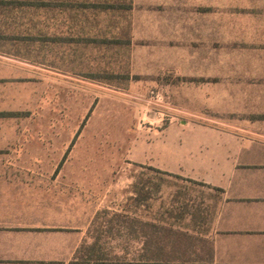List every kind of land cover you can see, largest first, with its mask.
Listing matches in <instances>:
<instances>
[{
  "label": "rangeland",
  "instance_id": "1",
  "mask_svg": "<svg viewBox=\"0 0 264 264\" xmlns=\"http://www.w3.org/2000/svg\"><path fill=\"white\" fill-rule=\"evenodd\" d=\"M179 121L264 134V0H0V129L25 149L5 156L85 193L89 256H137L142 146Z\"/></svg>",
  "mask_w": 264,
  "mask_h": 264
},
{
  "label": "crops",
  "instance_id": "2",
  "mask_svg": "<svg viewBox=\"0 0 264 264\" xmlns=\"http://www.w3.org/2000/svg\"><path fill=\"white\" fill-rule=\"evenodd\" d=\"M14 137L0 129V264H264V134L253 127L171 122L143 144L159 184L157 207L144 187L140 259L129 243L125 257H87L93 203L52 163L6 157L25 151Z\"/></svg>",
  "mask_w": 264,
  "mask_h": 264
},
{
  "label": "trees",
  "instance_id": "3",
  "mask_svg": "<svg viewBox=\"0 0 264 264\" xmlns=\"http://www.w3.org/2000/svg\"><path fill=\"white\" fill-rule=\"evenodd\" d=\"M36 1V0H35ZM38 1H43V0H38ZM47 1V0H46ZM134 201L136 202V204L137 205H139L140 203H139V200H136V199H134ZM136 205V206H137ZM114 219H116V221L118 222V223H126L127 221H125V220H127V217H126V215H124V214H122V213H116V214H114ZM131 220V223H138V224H140L141 222L139 221V220H137V218H132V219H130ZM154 227L155 229H156V226L155 225H153V224H150L149 223V227ZM103 232V231H102ZM104 233L105 234H107L108 235V232L107 231H104ZM127 236H128V239H131V240H134V241H137V242H141L142 241V238H143V234H142V229L141 230H136V229H131V231H129V232H127ZM152 238V234H150V235H148V239L149 240H152L151 239ZM97 242H99V235L96 237V238H94V241H93V244L90 246V247H88V250H87V257H92V256H89V253L92 251V250H96V248H95V246H96V244H97ZM151 252V251H150ZM141 252H140V250L138 251V254H137V257L140 259V257H141V254H140ZM101 256V258H103V257H105V254L103 253V254H101L100 255ZM99 257V256H98ZM151 257H152V255H151Z\"/></svg>",
  "mask_w": 264,
  "mask_h": 264
}]
</instances>
